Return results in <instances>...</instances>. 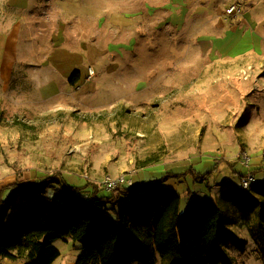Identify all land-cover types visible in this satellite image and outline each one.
<instances>
[{
  "label": "rangeland",
  "instance_id": "1",
  "mask_svg": "<svg viewBox=\"0 0 264 264\" xmlns=\"http://www.w3.org/2000/svg\"><path fill=\"white\" fill-rule=\"evenodd\" d=\"M48 1L33 0L28 7L29 0H0V202L12 194L11 184L51 181L45 195L18 198L4 223L22 209L59 196L56 189L66 182L87 194L97 189L108 195L107 176L122 175L134 187L171 175L181 179L183 209L189 194H217L222 185L235 190L234 179L248 171L255 183L247 201L219 204L224 214L237 212L233 218H240L229 223L241 245L228 243L226 253L232 264H264V118L257 115L259 106L249 104L264 99V59L183 63L175 52L181 42L174 45L164 31L167 0L139 4L144 23L149 20L146 4L159 7L154 15L163 31L153 39L154 54L144 53L151 49L144 35L137 39L144 43L127 53L115 45L96 54L46 52L41 46L55 31L45 22L59 18L40 16L45 10L39 5ZM130 36L126 42H132ZM89 66L91 78L86 77ZM74 70L80 78L72 85ZM243 154L249 157L247 165L241 163ZM53 245L60 255L52 264H74L82 253L81 244L70 238ZM12 262L20 261L0 257V264ZM166 263L156 256L155 264Z\"/></svg>",
  "mask_w": 264,
  "mask_h": 264
},
{
  "label": "trees",
  "instance_id": "2",
  "mask_svg": "<svg viewBox=\"0 0 264 264\" xmlns=\"http://www.w3.org/2000/svg\"><path fill=\"white\" fill-rule=\"evenodd\" d=\"M79 77L74 70L69 83L76 84ZM170 177L174 176L116 187L108 195L97 189L86 194L82 187L66 182L56 189L59 196L22 209L5 224L18 198L45 195L51 181L11 184L12 194L0 202V257L52 264L60 255L53 241L70 238L82 249L74 264H155L157 255L167 259L166 264H232L226 245H241V239L223 226L216 201L208 195L188 196L180 208L182 195L177 190H158ZM80 201L84 208L72 209Z\"/></svg>",
  "mask_w": 264,
  "mask_h": 264
},
{
  "label": "crops",
  "instance_id": "3",
  "mask_svg": "<svg viewBox=\"0 0 264 264\" xmlns=\"http://www.w3.org/2000/svg\"><path fill=\"white\" fill-rule=\"evenodd\" d=\"M32 1L29 0L28 7ZM140 1L142 0H51L42 3L39 5L45 10V16L40 15L42 18L53 16L59 18L48 19L45 22V28L51 27V30L55 32L53 34L50 32L48 35L50 40L41 46V50L46 48V52L56 49V52L96 54L112 51V46L115 45L118 52L127 53L144 43V40H137L144 35L151 44V49L145 50L144 53L154 54L156 46L153 44V39L163 31L158 26L157 14L154 15L159 12V7L157 3L153 2H150L152 3L150 6L146 4L148 12H144V14L148 15L149 20L144 23V20L141 19L143 6L139 7ZM233 3H240V13L227 14L226 8ZM165 7L162 8L167 13L164 31L168 37L173 39L174 45L181 42L175 52L180 54L177 59L182 58L183 63L189 64L192 62L191 60L199 62L205 58L214 57L249 56L250 59H264V0H167ZM50 9L52 13L49 12ZM57 12L58 15H55ZM134 21H137L138 27L130 28ZM71 32H74L76 37H73ZM128 35L134 37L132 42H126ZM113 37L117 38L115 42H112ZM177 37L181 40L175 41ZM89 67L92 68V66ZM89 67H87V78H89ZM142 84L145 83L142 82ZM255 99L261 104L258 105L251 101L249 104L255 105L256 109L259 106L257 115L264 118V112H262L264 99L259 100L258 97ZM249 114L255 113L250 112ZM146 180L150 182L155 178ZM180 181L181 179L178 180L174 177L169 178L160 188H163L164 191L175 189L181 193L182 185L178 183ZM233 186L235 190H232L231 186L222 185L221 190H218L219 193L215 194V191L209 190L213 195H208L216 201L221 209L223 226L232 233L234 230L231 229L229 221L236 222L240 218H233L237 212L235 214L226 212L227 215H225L224 209L219 204H228L234 200L247 201L246 195H252V192L240 187L238 178L234 179ZM189 197L201 198L203 196L190 194ZM219 201L221 203H218ZM243 205L250 209L252 203H243ZM180 208H182L181 203ZM240 217L245 219L242 213ZM9 264L23 263L12 262Z\"/></svg>",
  "mask_w": 264,
  "mask_h": 264
},
{
  "label": "built area",
  "instance_id": "4",
  "mask_svg": "<svg viewBox=\"0 0 264 264\" xmlns=\"http://www.w3.org/2000/svg\"><path fill=\"white\" fill-rule=\"evenodd\" d=\"M241 10L240 4L239 3H233L230 4L226 8V13L227 14H234V13H239ZM89 74L88 77L90 78L93 70L91 67L88 68ZM243 162H241L244 165H247L249 161V157L246 154H243L242 156ZM105 187L107 190L111 191L116 187L120 186H125V187H131L132 186V180L131 179H126L125 177L121 176H116V177H110L107 176L105 178ZM240 187L242 189H250L251 186L255 183V175L252 172L246 171L244 175H242L239 179ZM88 200L91 201V198L87 196Z\"/></svg>",
  "mask_w": 264,
  "mask_h": 264
}]
</instances>
